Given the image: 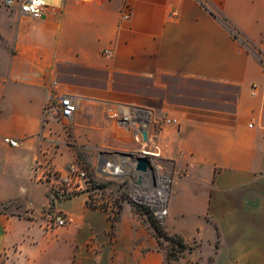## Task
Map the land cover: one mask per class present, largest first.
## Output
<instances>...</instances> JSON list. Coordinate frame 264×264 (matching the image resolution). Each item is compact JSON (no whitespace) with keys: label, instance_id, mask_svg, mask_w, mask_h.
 <instances>
[{"label":"crops","instance_id":"crops-1","mask_svg":"<svg viewBox=\"0 0 264 264\" xmlns=\"http://www.w3.org/2000/svg\"><path fill=\"white\" fill-rule=\"evenodd\" d=\"M260 51L264 0H45L38 19L0 0V264L165 263L154 232L128 206L112 239L105 213L81 196L52 205L70 225L46 226L36 164L63 169L80 151L136 149L105 103L147 109L161 122L158 162L171 179L164 233L193 243V264H264ZM171 77L234 87L233 110L170 104L158 93ZM54 80L80 101L69 124L43 121Z\"/></svg>","mask_w":264,"mask_h":264},{"label":"built area","instance_id":"built-area-1","mask_svg":"<svg viewBox=\"0 0 264 264\" xmlns=\"http://www.w3.org/2000/svg\"><path fill=\"white\" fill-rule=\"evenodd\" d=\"M3 6L15 8L19 14L30 19H38L44 12L45 0H3ZM129 15L126 10L122 17L128 19ZM103 54L110 56L111 51L106 49ZM79 105L78 98L61 93L58 82L54 80L46 88L43 121L55 119L69 124ZM103 107L108 119L130 132L137 148L131 151L102 148L97 166L93 169L85 167L77 158L68 161L63 169H57L51 160L36 164L32 168V178L46 188L50 206L42 213L49 228L70 225L63 213L52 210V205L56 201L78 196L85 199L87 207L105 213L111 223L107 233L110 239L113 238L114 224L123 206L146 208L158 222L164 223L167 218L171 179L164 174L158 162L161 122H153L149 110L135 105L105 103ZM165 122L176 121L167 119ZM143 132L147 134L145 141ZM2 142L13 148L19 146V142L11 138H4ZM140 158H145L149 164L145 171L137 169Z\"/></svg>","mask_w":264,"mask_h":264},{"label":"rangeland","instance_id":"rangeland-1","mask_svg":"<svg viewBox=\"0 0 264 264\" xmlns=\"http://www.w3.org/2000/svg\"><path fill=\"white\" fill-rule=\"evenodd\" d=\"M257 57L261 60L264 65V53L259 52ZM166 88H162L158 93L168 100L170 104L184 106L187 109H210V110H223L232 111L235 104L236 89L234 87H228L226 85H219L207 82H197L191 80L178 79L175 77L166 78ZM66 130V127H64ZM136 145V144H135ZM137 148V146H136ZM80 161L88 169H93L97 166L99 151L89 153L80 151ZM85 155V156H84ZM163 168H161L162 170ZM141 218L143 223H146L147 227L152 229L155 234L156 228L164 233L165 222L156 221L146 208L133 209ZM165 234V233H164ZM156 236V235H155ZM167 243L165 242V245ZM187 250L180 253V258L185 256L190 264H193V243L186 244ZM164 253L166 247L161 248ZM179 258V260H180ZM171 264H183L172 262Z\"/></svg>","mask_w":264,"mask_h":264},{"label":"trees","instance_id":"trees-1","mask_svg":"<svg viewBox=\"0 0 264 264\" xmlns=\"http://www.w3.org/2000/svg\"><path fill=\"white\" fill-rule=\"evenodd\" d=\"M222 23L224 25L227 24L224 19L222 20ZM155 235L157 237L159 247L160 248H163V246L166 247L164 264H171L172 262L178 263L180 258L179 254L184 252V250H187L188 246L183 242L181 238L177 236H172V237L167 236L159 229V227L156 228ZM165 242L167 243L166 245Z\"/></svg>","mask_w":264,"mask_h":264},{"label":"water","instance_id":"water-1","mask_svg":"<svg viewBox=\"0 0 264 264\" xmlns=\"http://www.w3.org/2000/svg\"><path fill=\"white\" fill-rule=\"evenodd\" d=\"M142 136H143V140L145 141L146 137H147L146 132H143ZM148 165L149 164L145 158H140L138 160V163H137V169L140 171H145L147 169Z\"/></svg>","mask_w":264,"mask_h":264}]
</instances>
